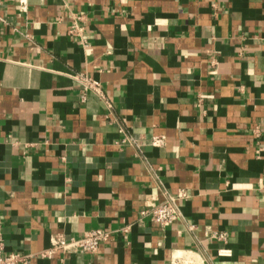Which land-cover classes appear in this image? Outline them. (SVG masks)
I'll return each mask as SVG.
<instances>
[{
  "label": "crops",
  "instance_id": "obj_1",
  "mask_svg": "<svg viewBox=\"0 0 264 264\" xmlns=\"http://www.w3.org/2000/svg\"><path fill=\"white\" fill-rule=\"evenodd\" d=\"M181 189L169 226L141 214ZM0 238L15 264H264V0H0Z\"/></svg>",
  "mask_w": 264,
  "mask_h": 264
},
{
  "label": "built area",
  "instance_id": "obj_2",
  "mask_svg": "<svg viewBox=\"0 0 264 264\" xmlns=\"http://www.w3.org/2000/svg\"><path fill=\"white\" fill-rule=\"evenodd\" d=\"M20 4L24 6L25 0H20ZM74 31V30H72ZM75 78L84 86L93 90L95 93L103 96V90L99 81L89 78L84 74H78ZM164 136H153L151 143L154 146H161L164 144ZM188 197L186 190L181 189L177 194H169L164 201L152 205L148 209L141 211L142 215H149L152 221L160 224L161 226H169L175 220L181 216L180 201ZM220 239H226V233L217 234ZM110 232L104 228H94L85 232L78 238L66 239L62 235L58 234L52 238L51 248L47 253L54 249L70 250L77 249L83 252L93 253L99 248L102 242L109 240ZM221 255H230L231 250H221ZM20 256L16 253L4 254L3 242L0 238V264H15L19 260ZM175 264H180L176 262ZM182 264V263H181Z\"/></svg>",
  "mask_w": 264,
  "mask_h": 264
}]
</instances>
